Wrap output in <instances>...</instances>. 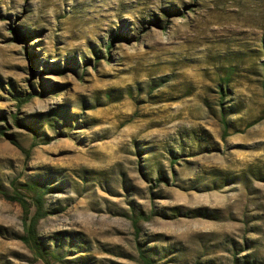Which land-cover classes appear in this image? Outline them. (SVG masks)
Here are the masks:
<instances>
[{"label":"rangeland","instance_id":"obj_1","mask_svg":"<svg viewBox=\"0 0 264 264\" xmlns=\"http://www.w3.org/2000/svg\"><path fill=\"white\" fill-rule=\"evenodd\" d=\"M13 182L50 264H264V0H0V264H45Z\"/></svg>","mask_w":264,"mask_h":264},{"label":"trees","instance_id":"obj_2","mask_svg":"<svg viewBox=\"0 0 264 264\" xmlns=\"http://www.w3.org/2000/svg\"><path fill=\"white\" fill-rule=\"evenodd\" d=\"M120 37H117L119 39ZM221 96L224 98V90L223 88L220 90ZM32 95H29L28 98L22 100V103L25 104L32 99ZM223 105V104H221ZM222 113L225 114L224 106L222 107ZM32 132L35 133L33 130ZM6 139L17 149H19L29 160L31 158V150L25 149L20 142L15 139L13 136L5 135ZM36 138V137H35ZM35 147V146H34ZM174 162L176 163V158H174ZM12 188L14 189V195L10 198L11 201L17 203L22 208L25 215L24 228L26 234L20 238V240L30 248V250L34 253L36 257L43 260L45 264H50L49 258L54 255L48 253L37 234V223L39 220L44 218L47 213L45 211V199L44 196L49 191L48 187L44 184L39 185L36 183H29L24 185H18L17 182L12 183ZM35 208V214L30 221V224H27L28 218L31 214V209ZM146 263L150 264L149 261ZM250 264V263H245Z\"/></svg>","mask_w":264,"mask_h":264}]
</instances>
